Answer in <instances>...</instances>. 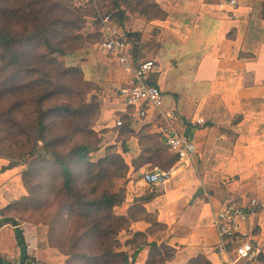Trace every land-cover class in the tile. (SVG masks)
I'll use <instances>...</instances> for the list:
<instances>
[{"label": "crops", "instance_id": "crops-1", "mask_svg": "<svg viewBox=\"0 0 264 264\" xmlns=\"http://www.w3.org/2000/svg\"><path fill=\"white\" fill-rule=\"evenodd\" d=\"M153 1L166 17L133 30L138 42L130 41L129 54L138 61L136 52L143 43L149 44L145 60L154 62L149 83L163 93L161 112L172 115L166 122L157 111H150L143 120L129 119V128L133 130L135 122L148 126L147 137H155L167 150L160 131L168 123L194 144L195 151L186 166L176 160L167 182L148 186L157 193L140 207L163 229L157 236L147 235L146 243L154 242L170 254L167 264H186L197 256L210 264H250L234 263L231 253L215 250L219 238L213 217L227 202L250 197L264 202V0H244L235 9L226 5L227 0ZM113 30L127 38L121 27ZM115 75L119 87L128 83V75L120 69ZM116 99L120 116L125 105L118 95ZM127 149L133 159L143 152L137 138L127 142ZM1 192L0 219L9 201ZM10 226L0 227V255L8 260L21 253ZM247 227L261 250L256 264H264V211L251 217ZM148 228L143 221L131 227L132 233ZM149 248L145 245L137 253V264L145 263Z\"/></svg>", "mask_w": 264, "mask_h": 264}, {"label": "rangeland", "instance_id": "rangeland-1", "mask_svg": "<svg viewBox=\"0 0 264 264\" xmlns=\"http://www.w3.org/2000/svg\"><path fill=\"white\" fill-rule=\"evenodd\" d=\"M59 2L83 9L79 11L82 29L72 35L77 39L72 38L62 43L65 39L62 32L68 31L59 25L56 32L50 33L48 37L52 46L64 49V55H51L48 48L50 45H44L42 40L16 46V51L21 55L22 66L7 70L0 64V110L14 105L15 96L20 94L14 88L18 84L16 76H23L25 81H31L38 75L31 77L27 70L41 68L39 77L46 82L45 92H50L52 96L44 107L67 104L71 109H81L83 112L87 106L94 107L93 111L84 117L82 113L72 116L68 112L55 110L47 115L45 120L46 141L52 142L62 138L56 148L65 154L74 145H84L89 150V162L77 163L68 159L73 172V185L79 192H67L62 188L61 171L58 165L53 163L54 158L50 154L42 155L41 148H38L34 155H28L26 152L30 146L26 142L27 137L19 131L22 128H15L14 124L5 119L0 127V192L2 195H8L9 201L2 218L14 220L16 225L8 223L10 228H19L22 231L25 249L29 254L26 252L29 256L27 262L33 260L37 264H91V256L95 252L101 255L106 250L126 252L131 256L137 244L146 242L147 235L157 236L163 229L162 225L157 224L153 214H146L140 208L144 198L156 194L157 191L155 192L154 187L144 185L138 173L142 169L154 167L169 170L165 164L173 156L165 150L160 162L147 158L152 156L147 151H153L159 144L155 137H147L148 126L142 127L140 122L133 123L134 129L131 132L119 131L112 127V122L119 116L120 108L116 99L119 85L116 84L115 73L118 69L114 60L103 55L99 49L101 38L98 35L99 30L104 32L107 25L112 29L121 27L125 33H132L138 28L143 30V22L149 19L142 15L140 7H137L133 0L129 1L131 6L121 3L119 11L114 8L112 0ZM75 3L80 5L75 6ZM60 12L57 10L58 14ZM66 12L64 19L73 20L74 12L71 9H66ZM107 16L110 18L106 23ZM9 24L13 33H17L19 29L10 21H0V30H8ZM152 31L150 33L153 34L154 29ZM143 45L140 46V51L136 52L138 61L146 59L145 53L149 44ZM48 58L53 59L48 62ZM4 87L9 89L7 94L1 92ZM30 89L25 94L28 99L27 107L17 115L23 122L33 115V106L29 105V99L34 91ZM15 112L17 114V110ZM3 119L4 117L0 118ZM1 128H4L6 135L1 132ZM136 138L142 145L143 152L140 157L133 159L129 157L127 142ZM38 146L40 147V144ZM110 155L120 156L122 162L116 157L110 161L106 160ZM44 158L48 161H44ZM88 167L92 168L90 174ZM107 193L123 200L110 211L105 208L87 211L78 202L79 197L85 201ZM140 194L141 197H136ZM126 205L129 206L127 210ZM124 211L126 215H122ZM114 216H123L128 221L116 220ZM136 221L149 225L145 233H140L142 237L134 236L139 232L132 233L131 227ZM0 256L1 260L13 264H17L20 259V254L13 259L9 256V260L4 255ZM112 259L107 258V264H119ZM134 264H137L136 260Z\"/></svg>", "mask_w": 264, "mask_h": 264}, {"label": "trees", "instance_id": "trees-1", "mask_svg": "<svg viewBox=\"0 0 264 264\" xmlns=\"http://www.w3.org/2000/svg\"><path fill=\"white\" fill-rule=\"evenodd\" d=\"M0 0V21H4V23H7L10 21L14 26H16L19 30L16 33L13 30L9 24V28H5L6 30H0V64L4 69H10V68H20L22 66V59L19 51H16V46L21 45L22 43H32L36 40H42L43 44L48 46L50 49V54H59L64 55L65 51L64 49H61L59 47L52 46L50 39L48 35L50 33H55L56 28L60 25L63 29L67 30L68 32H62V35L64 36L62 43L70 41L72 38L77 39V37H72L74 33H78L81 29V21H80V9L78 6V3L74 4L76 7H70L66 5H62V3L59 2V0ZM132 0H112L114 3V8L119 11L121 7V3H126L128 6L130 5V2ZM137 7H140L139 11H141L142 15L145 16L149 20H164L166 17V14L164 11L153 1V0H133ZM66 9L72 10L73 13V20L64 19L66 17ZM122 9V8H121ZM57 10H59L60 14L57 13ZM122 11V10H121ZM123 14V13H122ZM110 18V16H109ZM83 21V20H82ZM68 27H70V30H68ZM100 34L98 35L99 38H102L103 32L102 30H99ZM128 40H133L137 44L138 37L136 34L128 33L126 35ZM101 40V39H100ZM56 46V45H55ZM53 58L49 59L48 62L52 61ZM41 69V68H40ZM39 68H30L27 70V72H30V76L34 77L33 75H38L34 77V79L25 81L26 78H23V76H16L18 84L14 87L16 90L19 91L20 94H17L16 101L14 105L6 106L5 108L0 110V118L4 117L3 120H0V127L3 124V121L7 119L9 123L14 124L15 128H22V130H19L22 135H25L27 137V143L30 146V149L27 150L28 155H34L37 152L38 148H41L43 151L42 155L50 154L54 158V162L56 165H58L60 171H61V177H62V188L65 189L67 192H79V190L74 187L73 185V172L69 166L68 159H73L77 163H83L87 161V154L89 152L88 148L84 145H74L70 149H68L65 152H60L59 149L56 147L58 146V143L61 141L62 138L54 139L52 142L46 141V135L45 132L47 130L46 125V117L47 115L53 113L55 110H59L62 112H68L70 115L75 116L77 114L82 113V117L89 115L94 107L87 106L85 109V113L81 111V109H71L69 105L62 104L57 107H44V104L49 101L52 96L50 92H45L46 88L44 87L46 85V82H44V79H40L39 74L41 73V70ZM29 76V75H28ZM15 77V78H16ZM50 84V82H48ZM31 88V89H30ZM33 90L34 94L30 97V104L33 106V110L31 108V111H33L32 118H26L27 121L23 122L21 118H19L17 115L19 112H23L26 109V105L28 102V99L26 97V92L28 90ZM4 91H1L3 94H7L9 89H6L4 87ZM5 96V95H4ZM15 108V109H14ZM17 110V114L16 111ZM123 124L120 127H115V129L121 130H128V132H131L129 128V118L122 117ZM1 132L6 135L4 128H1ZM4 138V137H1ZM40 144V147L38 146ZM149 149V148H148ZM165 148L163 146H157L155 149L148 150L147 152H150L152 156H155L154 158H151L152 156H147V158L153 160H157L160 162V158L165 152ZM149 154V155H151ZM172 155V154H171ZM169 159V161L165 164L166 167H171L176 162V157L172 155ZM68 157V158H66ZM118 158L121 162L122 159L118 155H110L108 156V161L111 160V158ZM47 159V158H46ZM44 158V161H48ZM107 161V162H108ZM88 166H95L92 164H88ZM91 169L88 167V173H91ZM104 171V170H103ZM98 176H96L97 178ZM153 195L150 197L144 198L145 201H149ZM123 200L116 199V195L113 194H105L102 195L96 199H87L85 201H82V199L79 197L78 202L81 204L82 208H85L87 211L89 210H102L103 208L107 209L108 211L111 210V208L118 206ZM141 208V207H140ZM142 209V208H141ZM142 211L145 213V211L142 209ZM116 220L119 221H126L127 219L123 216H114ZM128 221V220H127ZM9 223L11 225H16L14 223V220L10 218H1L0 219V227L5 224ZM157 224H159L157 222ZM160 225V224H159ZM163 227V226H162ZM69 226L67 227L68 233ZM14 234L16 238V242L18 244V247L21 251L20 253V259L17 264H25V261L27 260L28 256L26 254L24 239L22 236L21 231L19 228L14 229ZM143 236L140 233L135 234L134 236ZM145 245H149V254L148 259L146 261V264H165L166 262L170 261L171 256L170 254L163 253L159 250L156 243L152 242L150 244H147L146 242H141L136 245L135 250L131 256H128L126 252H112V251H103L100 255L99 253L95 252L92 258L91 264H107L108 260L107 258H113L112 260H116L119 264H134L135 257L137 253L144 247ZM101 260V262H99ZM128 260L130 262L128 263ZM112 264L114 262H111ZM0 264H13L10 262H5L1 260L0 258ZM186 264H210V262L204 257V256H197L196 258L191 259Z\"/></svg>", "mask_w": 264, "mask_h": 264}, {"label": "built area", "instance_id": "built-area-1", "mask_svg": "<svg viewBox=\"0 0 264 264\" xmlns=\"http://www.w3.org/2000/svg\"><path fill=\"white\" fill-rule=\"evenodd\" d=\"M244 0H227L226 5L231 9L237 8ZM80 5V3H78ZM109 21V16L105 22ZM103 36L98 47L106 57H111L117 69L128 75V83L118 88L117 95L125 105L121 115L114 120V126L123 124L122 117L127 116L131 120H143L150 111H157L163 120L172 115L170 112H161L164 104L162 91L149 83V75L154 69L152 60L135 61L129 54L132 46L131 40L116 35L110 27L105 26ZM202 124V120H197ZM163 143L167 150L176 157L177 163L188 165L195 151L194 144L179 136L168 123L161 128ZM174 172V168L162 170L157 167L143 169L138 175L141 182L147 186H158L167 182ZM264 211V202L257 197H250L239 203L227 202L213 217V226L219 238L215 250L220 254H232L235 262L258 263L261 250L252 241L251 230H248V221ZM30 264H37L32 261Z\"/></svg>", "mask_w": 264, "mask_h": 264}]
</instances>
